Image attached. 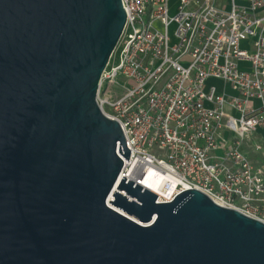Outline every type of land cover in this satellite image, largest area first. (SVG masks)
Listing matches in <instances>:
<instances>
[{"label": "water", "instance_id": "1", "mask_svg": "<svg viewBox=\"0 0 264 264\" xmlns=\"http://www.w3.org/2000/svg\"><path fill=\"white\" fill-rule=\"evenodd\" d=\"M121 0H0V264H264V223L197 189L119 180L96 103Z\"/></svg>", "mask_w": 264, "mask_h": 264}, {"label": "built area", "instance_id": "2", "mask_svg": "<svg viewBox=\"0 0 264 264\" xmlns=\"http://www.w3.org/2000/svg\"><path fill=\"white\" fill-rule=\"evenodd\" d=\"M121 2L96 95L130 150L117 142L119 180L150 172L155 203L197 189L264 223V152L259 165L243 152L264 128V0H177L173 15L168 0Z\"/></svg>", "mask_w": 264, "mask_h": 264}, {"label": "crops", "instance_id": "3", "mask_svg": "<svg viewBox=\"0 0 264 264\" xmlns=\"http://www.w3.org/2000/svg\"><path fill=\"white\" fill-rule=\"evenodd\" d=\"M213 81H216L220 84V87L217 88V89H220L221 82L218 80H213ZM258 143H262L263 150L254 149V145ZM243 152L253 164L259 165L262 163V160H263L262 154L264 152V128H257L255 133L252 135V138L249 141V143L243 146Z\"/></svg>", "mask_w": 264, "mask_h": 264}, {"label": "bare ground", "instance_id": "4", "mask_svg": "<svg viewBox=\"0 0 264 264\" xmlns=\"http://www.w3.org/2000/svg\"><path fill=\"white\" fill-rule=\"evenodd\" d=\"M130 178L134 179V180H139L138 184L142 187H146L148 189H153L155 188V183L153 182L152 178H151V173L148 172V174H146L145 176H131Z\"/></svg>", "mask_w": 264, "mask_h": 264}, {"label": "rangeland", "instance_id": "5", "mask_svg": "<svg viewBox=\"0 0 264 264\" xmlns=\"http://www.w3.org/2000/svg\"><path fill=\"white\" fill-rule=\"evenodd\" d=\"M222 2H224V0H222ZM168 3H169V14L173 15L176 12L177 0H168ZM173 28H174V25L172 24L169 28L170 32L173 31ZM116 55H118V51H117ZM207 85H215L217 88L220 87V84L216 81H213V80H208Z\"/></svg>", "mask_w": 264, "mask_h": 264}]
</instances>
